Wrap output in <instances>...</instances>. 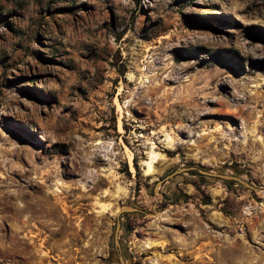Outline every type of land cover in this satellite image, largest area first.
Wrapping results in <instances>:
<instances>
[{
  "label": "rangeland",
  "instance_id": "1",
  "mask_svg": "<svg viewBox=\"0 0 264 264\" xmlns=\"http://www.w3.org/2000/svg\"><path fill=\"white\" fill-rule=\"evenodd\" d=\"M118 256L264 264V0H0V264Z\"/></svg>",
  "mask_w": 264,
  "mask_h": 264
},
{
  "label": "water",
  "instance_id": "2",
  "mask_svg": "<svg viewBox=\"0 0 264 264\" xmlns=\"http://www.w3.org/2000/svg\"><path fill=\"white\" fill-rule=\"evenodd\" d=\"M185 169H188V168H180L179 170L173 172L172 174L166 176L165 178L166 179H169L170 177L174 176L175 174L181 172L182 170H185ZM199 172L201 173H206L208 174V172L204 171V170H201V169H198ZM212 175H215V176H219L221 178H225V179H229V180H238L239 182L243 183V184H246L248 186H250L251 188H254L252 187L251 185H249L248 183L244 182L243 180L239 179L238 177H235V176H232V175H225V174H216V173H213ZM165 178H163L160 182L164 181ZM160 195L163 197L164 194L163 193H160ZM140 209L136 208V207H133V206H123V207H120L119 210H118V214L120 215L121 213H124V212H132V211H138ZM117 228H119V221L117 223ZM115 242L118 243L117 241V238L115 237ZM117 260L119 261L120 264H127L126 261L123 259L122 256H118L117 257Z\"/></svg>",
  "mask_w": 264,
  "mask_h": 264
},
{
  "label": "bare ground",
  "instance_id": "3",
  "mask_svg": "<svg viewBox=\"0 0 264 264\" xmlns=\"http://www.w3.org/2000/svg\"><path fill=\"white\" fill-rule=\"evenodd\" d=\"M152 169V165H151V163L149 164V167H148V171H150ZM57 191H58V193H60L61 192V190L59 189V188H57L56 189ZM157 190V189H156ZM49 195H46V197L44 198V200H49ZM44 206V205H43ZM28 207V206H27ZM29 207H30V204H29ZM28 207V208H29ZM31 209H33V208H31ZM49 209V208H48ZM52 211H54V210H52ZM32 212V211H31ZM46 212V211H45ZM43 214V213H42ZM25 223V222H24Z\"/></svg>",
  "mask_w": 264,
  "mask_h": 264
}]
</instances>
